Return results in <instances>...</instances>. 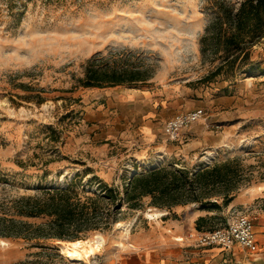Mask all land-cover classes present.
<instances>
[{"label": "rangeland", "instance_id": "obj_1", "mask_svg": "<svg viewBox=\"0 0 264 264\" xmlns=\"http://www.w3.org/2000/svg\"><path fill=\"white\" fill-rule=\"evenodd\" d=\"M208 1L0 0V215L40 188L70 183L84 196L100 193L103 183L122 191L157 162L199 171L235 158L250 177L236 192L260 186L264 206V38L243 69L214 75L222 59L203 54L200 44L215 19ZM90 58L140 70L147 80L82 87ZM194 110L200 120L170 139L165 124ZM142 202V210L116 204V221L81 239L100 242L101 251L90 263H74L163 252L174 238L198 233L189 214H207L192 204L170 211L150 205V197ZM238 213L248 215L244 206H228L217 226ZM27 220L44 225L50 218ZM64 242L0 236V264H67Z\"/></svg>", "mask_w": 264, "mask_h": 264}, {"label": "trees", "instance_id": "obj_2", "mask_svg": "<svg viewBox=\"0 0 264 264\" xmlns=\"http://www.w3.org/2000/svg\"><path fill=\"white\" fill-rule=\"evenodd\" d=\"M207 8L215 19L207 26L200 39L201 52L219 54L222 62L213 72L233 74L249 63L251 48L264 38V0H209ZM147 78L134 69L104 67L90 58L79 85L86 88H106L117 85L137 87ZM250 180L238 158L215 163L199 171L170 166L137 173L128 178L123 190L102 185L100 193L80 195L73 187L63 189L40 188L36 195L14 200L12 213L0 215V236L54 238L76 241L91 231L102 230L116 221V204H126L130 210H142L143 198L150 197V205L167 208L196 204L206 211L195 222L198 232L213 230L219 215L236 196L241 182ZM46 216L50 221L35 225L27 219Z\"/></svg>", "mask_w": 264, "mask_h": 264}, {"label": "crops", "instance_id": "obj_3", "mask_svg": "<svg viewBox=\"0 0 264 264\" xmlns=\"http://www.w3.org/2000/svg\"><path fill=\"white\" fill-rule=\"evenodd\" d=\"M261 189L260 186L240 189L229 205V209L243 206L247 209L248 216L255 225L259 241L258 253H252L237 243L229 248L196 247L193 242H178L176 239L179 237H176L170 241L169 248L163 252L145 249L132 250L127 253L117 252L104 258L100 264H264V206L261 205V198H263L259 191ZM191 206L197 207L193 204ZM192 207H188V210H192ZM183 208L181 206V210H184ZM201 215L204 214L202 212L189 214L193 230H195L197 218ZM67 264L77 263L69 261Z\"/></svg>", "mask_w": 264, "mask_h": 264}, {"label": "built area", "instance_id": "obj_4", "mask_svg": "<svg viewBox=\"0 0 264 264\" xmlns=\"http://www.w3.org/2000/svg\"><path fill=\"white\" fill-rule=\"evenodd\" d=\"M201 117V110L182 113L181 115L169 120L165 124L164 130L170 139L177 140L184 129L199 121ZM213 162L214 161H211L209 165H212ZM179 238L176 239L178 242H185L186 237ZM191 238L193 239L192 242L196 247L229 248L233 244L237 243L252 253L259 252V241L255 225L252 219L244 213H238L232 216L222 227L198 232L195 236L189 234L187 235L186 240L190 241Z\"/></svg>", "mask_w": 264, "mask_h": 264}, {"label": "bare ground", "instance_id": "obj_5", "mask_svg": "<svg viewBox=\"0 0 264 264\" xmlns=\"http://www.w3.org/2000/svg\"><path fill=\"white\" fill-rule=\"evenodd\" d=\"M160 162H157L151 166V170L159 168ZM137 173V172H136ZM151 217L156 214H148ZM130 234V230L128 231ZM180 239V238H179ZM101 251V243L94 244L92 240H76L70 242H64L60 248V254L68 261L72 262H85L90 263V258L95 256Z\"/></svg>", "mask_w": 264, "mask_h": 264}, {"label": "water", "instance_id": "obj_6", "mask_svg": "<svg viewBox=\"0 0 264 264\" xmlns=\"http://www.w3.org/2000/svg\"><path fill=\"white\" fill-rule=\"evenodd\" d=\"M136 174H137V173H135L134 176H135ZM134 176H133V177H134Z\"/></svg>", "mask_w": 264, "mask_h": 264}]
</instances>
